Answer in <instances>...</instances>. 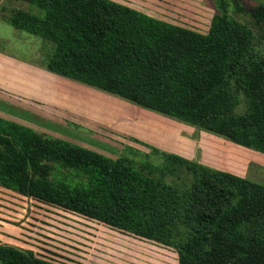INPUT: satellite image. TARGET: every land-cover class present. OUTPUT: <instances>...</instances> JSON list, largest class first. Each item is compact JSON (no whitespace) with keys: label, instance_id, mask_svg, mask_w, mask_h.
<instances>
[{"label":"trees","instance_id":"obj_1","mask_svg":"<svg viewBox=\"0 0 264 264\" xmlns=\"http://www.w3.org/2000/svg\"><path fill=\"white\" fill-rule=\"evenodd\" d=\"M22 1L42 14L2 20L50 46L46 70L264 154V3L249 25L215 0L201 33L116 0ZM149 148L113 158L0 117V187L171 247L178 264H264V184ZM0 264L61 263L0 243Z\"/></svg>","mask_w":264,"mask_h":264},{"label":"rangeland","instance_id":"obj_2","mask_svg":"<svg viewBox=\"0 0 264 264\" xmlns=\"http://www.w3.org/2000/svg\"><path fill=\"white\" fill-rule=\"evenodd\" d=\"M116 1L201 33L207 31L217 11L215 0ZM226 2L238 21L250 25L249 13L264 0ZM16 7L42 14L22 0H0V82L4 87L7 84L15 87L14 92L19 93L23 84L18 86L16 82L26 78L22 73L25 69L5 64L4 56L39 69L30 71L29 91L34 96L31 100L42 106L36 109L31 104L27 108L16 95L3 93V89H9L0 85L3 91H0V117L113 158L132 156L131 149L140 152L138 156L142 158L154 146L168 152L178 151L177 154L201 164L264 184L263 153L46 70L40 55L42 46L49 45L2 20L3 13ZM40 83L42 92L34 88ZM149 158L158 160L152 154ZM0 243L61 264H178V254L171 247L3 187H0Z\"/></svg>","mask_w":264,"mask_h":264},{"label":"crops","instance_id":"obj_3","mask_svg":"<svg viewBox=\"0 0 264 264\" xmlns=\"http://www.w3.org/2000/svg\"><path fill=\"white\" fill-rule=\"evenodd\" d=\"M125 4H127V3H125ZM127 5H129V4H127ZM129 6H131V7H134V6H132V5H129ZM134 8H136V7H134ZM136 9H138V8H136ZM140 10V9H139ZM3 60H6V62H5V64H8V65H11V66H13V67H16V66H18V69H25V71H22V73L24 72V75L23 76H25L26 78H24V79H22L21 81H18V82H16V84L19 86V84L21 83V88H23L22 89V91H20V90H18V92L19 93H16V92H14V88L15 87H11V86H9V84H7L8 86L7 87H4V85L3 84H1L2 82H0V85L2 86V88H8L9 90H5V89H3L5 92H3L2 90H0V91H2L3 93H5V94H7V95H16L15 96V98L16 99H20L25 105H27V108H28V106H32L31 104H33V107H35L36 109L38 108V109H40V107L42 106V103H35L36 101H34V100H31L32 99V97H34L32 94H31V92L29 91L30 89H31V86H30V79L28 78V76L29 75H31V69H33L34 71L35 70H37V71H39V69H35V68H33L32 66H29V65H25L24 63H22V62H20V61H17V60H15V59H12V58H10V57H3ZM44 71H46V70H44ZM48 73H50V72H48ZM35 74V73H34ZM42 80V79H41ZM26 81H27V83L28 84H25L26 83ZM25 85H27L28 87H25ZM37 85V87L35 86L34 88L35 89H38V91H40L41 90V92H42V83H40V88L38 87V84H36ZM18 86H16V87H18ZM25 90H28L29 92L28 93H26L25 92ZM52 93H55V91H53ZM21 96H23V97H21ZM41 100H42V98H41ZM42 102V101H41ZM40 113H42V110L41 111H39ZM173 152H176V153H180V152H178V151H173Z\"/></svg>","mask_w":264,"mask_h":264}]
</instances>
